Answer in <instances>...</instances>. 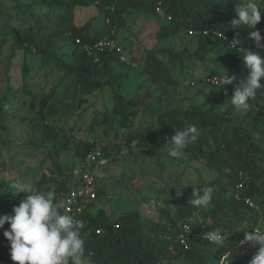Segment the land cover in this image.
<instances>
[{
	"label": "trees",
	"instance_id": "obj_1",
	"mask_svg": "<svg viewBox=\"0 0 264 264\" xmlns=\"http://www.w3.org/2000/svg\"><path fill=\"white\" fill-rule=\"evenodd\" d=\"M246 2L0 0V16L6 18L0 48L6 37L11 40L10 54L3 62L4 68L0 70V80L5 85L0 97V131H9L5 123V114H8L14 121L18 120L29 127L32 135L41 128L40 138L43 142H56L62 135L60 124L66 123L85 98L106 91L111 107L103 112V124L125 132L124 140L128 146L135 141L144 145L149 152L166 151L169 146L166 142L176 130L195 125L199 138L187 146L184 156L193 163L205 164L211 173L216 174L208 182L185 186L175 199L174 212L170 213L167 209L162 211L159 221L144 220L138 212L123 213L113 219L103 210L96 209L95 200L88 202L82 216L78 218L84 221L81 230L85 240L84 264H250L258 246L243 243L244 231L251 232L254 227L264 229V89L257 91L248 112L235 110L229 102L239 81L248 75L243 56L247 50H257L254 42L248 39L252 29L231 26V21L236 18L235 7ZM257 2L264 12V3L261 0ZM89 7H96L104 14L105 20L101 31L93 35L86 26H75L73 23L75 10ZM3 8L7 9L6 13ZM27 15L31 20L26 33L10 25L12 20ZM138 15L158 23L159 28L153 38L155 46L162 47L147 50L141 67L135 65L136 60L132 56L128 61L122 57L115 38L116 30L127 29V17ZM52 18L61 25L49 38L45 36L48 30L45 22L52 21ZM255 30H260L261 43L264 44V13ZM180 33L192 35L190 42L195 44L193 50L187 46L176 49L168 44V41L178 38ZM236 33L240 45L232 47L230 41L236 37ZM60 39L70 43L69 61L58 54L56 43ZM104 39L113 40L119 51L113 48L91 54L86 52L85 46ZM76 40L79 42L76 43ZM257 51L264 55V49ZM18 57L21 58L18 73L20 83L13 88L9 72L14 59ZM196 62H209L213 68L207 69L205 75L191 83L203 77H222L224 70L236 77L231 85L220 88V97L213 107L168 110L164 108L160 93L148 104L135 98L134 93L140 86H175L178 82L173 77V71L177 69L183 74V68L188 69ZM34 69L42 74L39 77L42 84L37 91L32 88ZM53 73L59 77L55 86L46 93L47 80ZM131 77H138L139 83L133 86L132 91H126L124 86L128 85ZM65 81L69 82L72 91L70 101L61 109L55 108L57 88ZM205 87L215 88L211 85ZM67 92L68 88L64 96ZM9 104L19 106V116L5 112L4 107ZM139 112L148 118L149 124L144 129H134L133 121ZM104 134L107 137L110 135L106 131ZM100 145L102 157L108 162L111 157L108 147ZM93 146L94 143L90 141L83 143L81 148L76 149L77 156L84 159ZM168 160L173 161L169 156ZM56 169L61 173L59 167ZM241 182L243 189L238 191L236 187ZM95 183L97 198H101L105 191L98 183V175L95 176ZM12 185L0 178V216L12 213V208L25 198V193L13 197L15 189ZM79 185L69 173L62 174L61 183L52 191L61 213V204L67 192ZM205 186L214 189L210 204L205 207L190 204L192 187ZM237 197L249 199L254 208L237 200ZM184 226L191 229L186 248L178 241L181 234L185 235ZM217 227L229 232L222 246L205 238ZM8 228L6 223L0 229V264H13L9 255L10 247L5 249L2 246L3 242L9 246L3 236ZM96 231H100L99 234ZM223 257L226 258L222 262Z\"/></svg>",
	"mask_w": 264,
	"mask_h": 264
},
{
	"label": "rangeland",
	"instance_id": "obj_2",
	"mask_svg": "<svg viewBox=\"0 0 264 264\" xmlns=\"http://www.w3.org/2000/svg\"><path fill=\"white\" fill-rule=\"evenodd\" d=\"M100 1V0H98ZM6 8L3 12L6 13ZM5 17L0 16V42L5 32L3 25ZM31 17L16 18L10 25L26 33L29 27ZM104 14L100 13L96 7L85 9H76L74 16L75 26H86L91 35L101 31L104 24ZM48 30L45 36L53 37L54 31L61 25L52 18V21L45 22ZM127 29H118L115 32L116 42L122 51V57L129 60L132 56L136 63L141 67L144 62L147 50L155 46L153 35L157 32L159 25L155 21L144 18L141 15L137 17H127ZM178 38L168 41V44L179 49L187 46L193 50L195 44L190 42L192 35L180 33ZM58 54L66 61L71 59V46L68 41H57ZM11 51V40L6 37V41L0 48V70L4 68L3 62L9 56ZM134 64V63H133ZM137 66V67H138ZM21 68V58L14 59L12 69L9 72L11 76V86L20 83L19 70ZM213 65L209 62H196L188 69L183 68V74L176 69L173 71V77L178 84L171 87L159 86L153 88L152 84L145 87L140 86L134 93L135 98L145 104H148L152 98H157L160 93L164 99L165 109H209L214 106L216 100L220 97V88H206L199 81L191 83L197 77L206 74V70H211ZM32 71L34 75L32 88L37 91L41 87V72ZM12 74V75H11ZM227 74V73H226ZM42 75V74H41ZM230 76L229 74H227ZM13 76V79H12ZM138 76V74H137ZM59 75L53 73L47 80L48 88L46 93L50 92L57 82ZM138 77H131L126 91H132L133 86H137ZM68 88L67 95L64 96ZM5 90V85L0 80V97ZM58 98L54 99L57 107L61 109L64 104L70 101L72 91L69 82H63L57 88ZM107 92L94 93L86 97L82 105L75 113L68 118L65 124H60L62 135L56 142H43L40 138V129H37L33 135L30 128L21 124L18 120L14 121L8 114H5V123L9 129L7 133L0 131V178L12 184L20 183L27 185L32 192L45 194L48 191H54L57 185L62 181V174H68L70 168L81 164L83 158L77 156V147L81 148L85 142H93L96 145L105 144L111 157L108 162L97 170L98 183L104 188V195L94 201L96 209H101L107 216L115 219L123 213L138 212L144 220L150 222L161 220L162 211L168 210L174 212L175 199L180 196L185 186L190 184H200L208 182L216 177L201 162H191L185 156L182 159L168 160L167 151L149 152L144 145L132 142L129 146L124 140L125 132L119 128H110L103 124V112L111 107L110 99L106 97ZM5 112L19 116V106L7 105ZM65 109V108H64ZM48 110L45 111L47 113ZM139 112L134 119V129H144L149 123L148 118ZM52 121V120H48ZM56 119L53 120L55 122ZM41 125V124H40ZM115 127V126H114ZM93 128V130H92ZM109 132L108 137L104 132ZM114 138H118L117 140ZM109 143V144H108ZM118 147V148H117ZM120 147V148H119ZM60 168V172L56 169ZM78 166L77 168H79ZM179 193V195H177ZM12 215L13 213H7Z\"/></svg>",
	"mask_w": 264,
	"mask_h": 264
},
{
	"label": "clouds",
	"instance_id": "obj_3",
	"mask_svg": "<svg viewBox=\"0 0 264 264\" xmlns=\"http://www.w3.org/2000/svg\"><path fill=\"white\" fill-rule=\"evenodd\" d=\"M261 3H264V0H261ZM235 13L236 18L231 21V26L252 29L248 39L254 42L255 49H264L261 32L255 30L261 21V14L264 13L257 0H247L241 6L235 7ZM230 43L232 47L240 45L237 33ZM257 50H247L243 56V65L248 75L239 81L229 100L237 111L248 112L251 108L250 102L256 98L257 91L264 89V55ZM234 80L236 77L228 76L224 70V75L215 76L211 83L219 89L231 85ZM198 138L199 131L195 125L176 130L166 142L169 145L167 155L177 160L182 159L187 146ZM12 188L15 189L13 197L19 193L26 194L19 205L12 208V215L0 216V229H3L6 223L9 225L3 236L9 243V255L13 264H84L85 240L81 231L84 221L71 214H62L52 191L45 194H27L31 189L20 183L13 184ZM213 191L209 186L192 187L189 203L198 207L208 206L213 199ZM251 229V232L244 231L243 241L258 246L250 264H264V229ZM228 233L217 227L207 234V239L222 246ZM225 258L223 257L222 262Z\"/></svg>",
	"mask_w": 264,
	"mask_h": 264
},
{
	"label": "built area",
	"instance_id": "obj_4",
	"mask_svg": "<svg viewBox=\"0 0 264 264\" xmlns=\"http://www.w3.org/2000/svg\"><path fill=\"white\" fill-rule=\"evenodd\" d=\"M78 42L79 41L76 40V43ZM116 47L117 46L113 40L104 39L92 45L85 46L84 48L88 54H91L94 51L102 49L112 50L113 48H115L117 51H119V48ZM214 77L215 76L203 77L200 79V82L204 85H211L215 87L211 83ZM102 156V145H96L93 150H91L85 156L81 164L78 165L80 166L79 168H77L78 166L71 168L69 172L70 177L78 181L80 185L77 188L71 189L67 192L61 204L62 214H71L76 218H79L82 216L86 204L97 198L95 192V176H97L96 172L101 166L106 163V160ZM236 188L238 191L243 189V182L239 183ZM237 200H242L245 204L254 208L253 203L247 198L237 197ZM188 230L189 228L187 226H184L183 231L185 235L181 234L179 237V243L184 245L185 248L187 247L186 239L191 235V231L188 232ZM99 232L100 231H96L97 234H99ZM205 238L207 239V236H205ZM2 246L5 249H9L8 244H6L5 242L2 243Z\"/></svg>",
	"mask_w": 264,
	"mask_h": 264
}]
</instances>
